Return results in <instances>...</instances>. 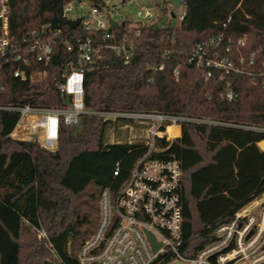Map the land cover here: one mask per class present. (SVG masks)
Masks as SVG:
<instances>
[{
	"label": "trees",
	"instance_id": "16d2710c",
	"mask_svg": "<svg viewBox=\"0 0 264 264\" xmlns=\"http://www.w3.org/2000/svg\"><path fill=\"white\" fill-rule=\"evenodd\" d=\"M80 1L101 2L9 0L11 40L22 44L33 32H48L54 18L65 34L77 32L62 13L67 3ZM154 1L160 18L171 1ZM182 6L180 26L157 21L141 30L129 64L108 52L87 66L84 99L92 112H158L217 123L184 124L182 138L159 155L181 162L184 238L198 251L215 226L264 195V132L254 130L264 128V86L231 76L238 98L228 101L225 84L205 81L186 53L221 33L234 41L245 37L247 53L257 49L264 43V0H186ZM72 60L74 54L58 45L48 68L33 60L24 65L26 80L14 76L12 62L2 63L0 105L66 107L57 81ZM40 71L43 77L31 78ZM19 120L17 112H0V264H79L81 247L99 226L103 192L115 200L147 148L142 142H107L110 127L127 121L83 115L76 125L61 126L57 149L49 151L37 140L10 137Z\"/></svg>",
	"mask_w": 264,
	"mask_h": 264
},
{
	"label": "built area",
	"instance_id": "2783aa9c",
	"mask_svg": "<svg viewBox=\"0 0 264 264\" xmlns=\"http://www.w3.org/2000/svg\"><path fill=\"white\" fill-rule=\"evenodd\" d=\"M112 1L67 3L62 16L65 21L80 19L79 26L72 29H78L77 32L65 34L58 26L54 31L50 28L48 32H33L25 43L17 44L10 38L9 0H0V66L12 62L16 78L27 79L23 68L29 66L31 60L48 68L58 45L74 54V60L57 81L60 94L67 100L66 107L0 105V112L12 111L20 115L10 137L24 140L17 137L18 129L28 130L30 135L39 130L42 133L40 145L55 151L62 125L73 126L83 115H96L104 122L123 120L127 121L124 125L127 128L139 127L141 139L128 143L142 142L147 148L115 200L108 191L103 192L101 220L96 232L81 247L79 264H264V202L257 204L255 199L241 207L231 219L215 226L210 241L198 251H194L184 238L182 165L176 158L159 155L182 138L184 124L217 123L158 112H92L85 108L87 66L97 64L108 52L129 64L139 49L136 38L142 29L157 22L161 11L154 0ZM126 6L128 10L124 9ZM183 10L181 21L185 16ZM75 11L78 15L69 19L68 15ZM111 21L117 23V27H113ZM125 24L128 31L121 32ZM245 41V37L238 41L226 39L221 33L186 53L188 63L205 81L216 78L225 84L224 97L228 101L238 98L229 80L231 76L250 77L254 85L264 86V43L247 53ZM158 70L163 71L164 65ZM44 74L45 71H40L31 78ZM169 129H174L172 134ZM254 130L264 132V128ZM163 141L166 146H162ZM147 233L160 244L156 252ZM200 234L196 233L193 238ZM41 235L46 236L45 232Z\"/></svg>",
	"mask_w": 264,
	"mask_h": 264
},
{
	"label": "rangeland",
	"instance_id": "374dc122",
	"mask_svg": "<svg viewBox=\"0 0 264 264\" xmlns=\"http://www.w3.org/2000/svg\"><path fill=\"white\" fill-rule=\"evenodd\" d=\"M120 1L121 0H113L112 3H118ZM159 1L161 2V0H159ZM163 2H165V4L168 3L167 0H163ZM167 6H168L167 13L164 14L163 16H161L160 18L159 17L157 18V21H160L159 25H161V26L171 25L174 28L180 26L181 20L179 19V17H180V15H182V13L184 11L183 10L184 7L180 6L178 9H174L171 4H168ZM124 9L128 10L129 7L126 6ZM122 11H124V10H122ZM172 11H174V14L176 15L175 18L171 17ZM77 15H78V11H75L74 13H71L70 15H68V18L73 19ZM27 122L28 121L26 120L25 123H27ZM29 122H31V120ZM173 130L174 129L170 130V134L173 133ZM16 133H17L18 138H21L24 140H37V141H39L40 139H42V133L39 130H37L36 133H34L33 135H30V132L28 130H24V129H18V131H16ZM141 135H142V133H141V130L139 129V127L127 128L126 126H124L122 124L112 125V127H110V129L107 131V142L108 143H115V142L122 143V142H132L134 140L137 141V140L141 139L140 138ZM263 202H264V195H262L261 197H259L256 200L257 204H261Z\"/></svg>",
	"mask_w": 264,
	"mask_h": 264
},
{
	"label": "water",
	"instance_id": "95a60500",
	"mask_svg": "<svg viewBox=\"0 0 264 264\" xmlns=\"http://www.w3.org/2000/svg\"><path fill=\"white\" fill-rule=\"evenodd\" d=\"M171 1V4L172 6L177 9L179 8L181 5H183L185 3L186 0H170ZM174 16V14H172V17ZM66 24L71 28V29H74L76 27L79 26L80 24V19L76 20V21H66ZM111 25L113 27H117V23L111 21ZM50 28L52 31L56 30L58 28V19L57 18H54L52 21H51V25H50ZM148 235V238L152 244V247H153V251L156 252L160 246L159 243L156 242L155 240V237L150 234V233H147ZM178 264H183V263H178Z\"/></svg>",
	"mask_w": 264,
	"mask_h": 264
},
{
	"label": "bare ground",
	"instance_id": "6f19581e",
	"mask_svg": "<svg viewBox=\"0 0 264 264\" xmlns=\"http://www.w3.org/2000/svg\"><path fill=\"white\" fill-rule=\"evenodd\" d=\"M171 130V129H170ZM261 147L264 149V142L263 143H261ZM257 200V199H256ZM256 200H255V202H256Z\"/></svg>",
	"mask_w": 264,
	"mask_h": 264
},
{
	"label": "crops",
	"instance_id": "0c3cea01",
	"mask_svg": "<svg viewBox=\"0 0 264 264\" xmlns=\"http://www.w3.org/2000/svg\"><path fill=\"white\" fill-rule=\"evenodd\" d=\"M262 142H264V141H262ZM260 144V143H259ZM259 144H258V146H259ZM259 148L261 149V147L259 146ZM262 150V149H261ZM263 151V150H262Z\"/></svg>",
	"mask_w": 264,
	"mask_h": 264
}]
</instances>
